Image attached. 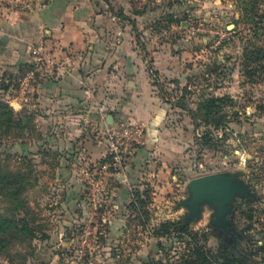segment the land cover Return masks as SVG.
<instances>
[{"label":"rangeland","instance_id":"374dc122","mask_svg":"<svg viewBox=\"0 0 264 264\" xmlns=\"http://www.w3.org/2000/svg\"><path fill=\"white\" fill-rule=\"evenodd\" d=\"M91 1L97 14L131 32L134 54L143 59L141 69L149 73L154 94L161 103L172 102L164 122L176 150L165 161H144L140 177L122 188L118 178L141 143L133 144L121 168H104L111 159L108 132L124 120L89 122L84 135L102 140L104 154L73 175L85 173V181L98 182L87 186L82 177L78 187L69 186L67 174L62 178L57 169L69 158L51 149V127L41 131L34 108L5 100L14 119L0 123V217L15 227L7 226L0 237V264H184L197 246L208 264H221L222 247L230 243L214 231L209 204L180 237H174L179 233L173 227L168 235L157 232L166 221H184L187 209L178 202L188 196L190 178L234 171L242 172L254 194L233 203L238 249L264 264V0ZM154 53L165 73L154 69ZM100 93L95 95L103 99L105 91ZM211 97L224 100L206 122L199 104ZM219 118L217 127L209 122ZM207 129L213 138L199 152L195 137Z\"/></svg>","mask_w":264,"mask_h":264},{"label":"crops","instance_id":"0c3cea01","mask_svg":"<svg viewBox=\"0 0 264 264\" xmlns=\"http://www.w3.org/2000/svg\"><path fill=\"white\" fill-rule=\"evenodd\" d=\"M102 16L91 0H46L32 12L0 10V83L8 85L0 90V99L34 108L39 129L51 127V136H47L51 149L64 151L69 158L59 154L65 162L57 167L62 178L67 176L69 186L78 187V180L88 177L85 173L75 177L73 172L85 171L104 154L102 140L85 137V124L101 125L104 117L108 123L109 114L111 123L122 118L143 124V143L118 178L124 188L140 177L144 161V165L154 159L165 161L176 148L166 138L165 117H159L162 103L152 90L149 73L141 69L143 59L134 54L131 32ZM153 64L165 73L155 53ZM15 76L19 84L14 89ZM97 91H105L103 99L96 97ZM151 124H155L154 134ZM77 163L82 167L66 168ZM93 182L98 181H85L87 186ZM124 192L121 198L127 196Z\"/></svg>","mask_w":264,"mask_h":264},{"label":"water","instance_id":"95a60500","mask_svg":"<svg viewBox=\"0 0 264 264\" xmlns=\"http://www.w3.org/2000/svg\"><path fill=\"white\" fill-rule=\"evenodd\" d=\"M111 119L112 115L109 114L108 122ZM241 175V171L216 172L190 178L186 184L188 196L178 202L179 206L187 209L184 223L199 218L203 206L209 204L214 209L211 218L214 231L226 238L231 236L235 242L237 238L241 239V233L234 230L231 220L233 203L238 196L246 199L254 196L250 186L240 178Z\"/></svg>","mask_w":264,"mask_h":264},{"label":"trees","instance_id":"16d2710c","mask_svg":"<svg viewBox=\"0 0 264 264\" xmlns=\"http://www.w3.org/2000/svg\"><path fill=\"white\" fill-rule=\"evenodd\" d=\"M44 1L46 2V0H40V3H44ZM133 25H134V22H133ZM0 84L3 90H6L8 88L7 84H4L3 82H1ZM223 100H224V97H211V98L205 99L203 102H200L199 104L200 108L205 109L206 122H208L207 117H209L212 114V112L217 113V111L220 109V105H221L220 103ZM170 104H172L170 100H164L162 102V109L160 110V116H159L160 118L166 116L167 110L169 109ZM181 107H184V106L181 105ZM189 111L191 112V116H192L195 128H198L199 124L195 121L196 120L194 116L195 112L193 110H189ZM13 114H14V111L12 107L10 106V104L5 100L0 99V123L6 122L8 124H11L14 119ZM220 121L221 119L219 118V119H214L209 122H213L215 127H217L220 124ZM16 124H18V122H16ZM151 126L153 127V134H154L155 124H151ZM145 133H146V127L144 126V135ZM212 138H213V135L209 129L205 130L200 136L197 135L195 137V140L199 147L198 151L200 152V150L204 147V145L208 143L209 141H211ZM0 221H1L0 222V237H3L6 231V227L7 226L15 227V224L13 220L3 218L2 216L0 217ZM186 225L187 224H185L184 221L178 222V223H175L174 221H166L164 224L161 225L160 229L162 232L161 233L157 232V235L158 236L168 235L170 227H173L174 230H176V232L179 233L177 235H174V237L178 238L180 237L179 235L184 233V231L186 230L187 228ZM23 230H25V227H23ZM260 248H262L264 251V241L262 242V245H260ZM193 253L194 254H192L191 258H187L184 260V264H208V259L206 255H204V252L200 247L198 246L195 247L193 250ZM219 257L221 258V264H239V263L258 264V262L252 256L241 254L239 252L238 246L236 248H232L231 246L224 245L222 247ZM148 264H154V263L149 262Z\"/></svg>","mask_w":264,"mask_h":264},{"label":"built area","instance_id":"2783aa9c","mask_svg":"<svg viewBox=\"0 0 264 264\" xmlns=\"http://www.w3.org/2000/svg\"><path fill=\"white\" fill-rule=\"evenodd\" d=\"M40 5V0H0V10L32 12ZM143 124L120 121L108 132L110 161H106L104 168H121V162L129 154L134 143H143Z\"/></svg>","mask_w":264,"mask_h":264},{"label":"flooded vegetation","instance_id":"af4514ba","mask_svg":"<svg viewBox=\"0 0 264 264\" xmlns=\"http://www.w3.org/2000/svg\"><path fill=\"white\" fill-rule=\"evenodd\" d=\"M223 235V234H222ZM224 238H226L224 235H223ZM226 240L230 243V246L232 248H236L238 246V241L239 239L237 238L236 242L234 241V239L231 237V236H227Z\"/></svg>","mask_w":264,"mask_h":264}]
</instances>
